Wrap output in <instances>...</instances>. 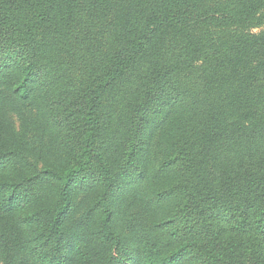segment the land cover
<instances>
[{"label":"trees","instance_id":"16d2710c","mask_svg":"<svg viewBox=\"0 0 264 264\" xmlns=\"http://www.w3.org/2000/svg\"><path fill=\"white\" fill-rule=\"evenodd\" d=\"M0 264H264V0H0Z\"/></svg>","mask_w":264,"mask_h":264}]
</instances>
